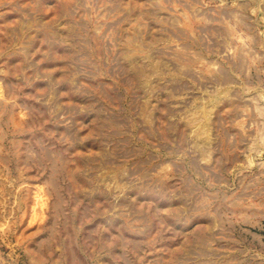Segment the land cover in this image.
<instances>
[{
  "label": "rangeland",
  "instance_id": "obj_1",
  "mask_svg": "<svg viewBox=\"0 0 264 264\" xmlns=\"http://www.w3.org/2000/svg\"><path fill=\"white\" fill-rule=\"evenodd\" d=\"M0 264H264V0H0Z\"/></svg>",
  "mask_w": 264,
  "mask_h": 264
}]
</instances>
